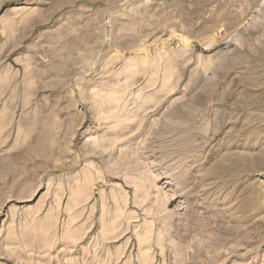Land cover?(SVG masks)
<instances>
[{"label":"rangeland","instance_id":"rangeland-1","mask_svg":"<svg viewBox=\"0 0 264 264\" xmlns=\"http://www.w3.org/2000/svg\"><path fill=\"white\" fill-rule=\"evenodd\" d=\"M0 264H264V0H0Z\"/></svg>","mask_w":264,"mask_h":264}]
</instances>
